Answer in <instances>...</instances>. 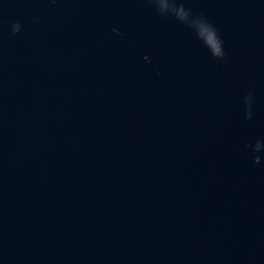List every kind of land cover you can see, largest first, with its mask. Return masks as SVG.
I'll return each mask as SVG.
<instances>
[{
	"label": "water",
	"instance_id": "1",
	"mask_svg": "<svg viewBox=\"0 0 264 264\" xmlns=\"http://www.w3.org/2000/svg\"><path fill=\"white\" fill-rule=\"evenodd\" d=\"M0 264H264V0H0Z\"/></svg>",
	"mask_w": 264,
	"mask_h": 264
},
{
	"label": "clouds",
	"instance_id": "2",
	"mask_svg": "<svg viewBox=\"0 0 264 264\" xmlns=\"http://www.w3.org/2000/svg\"><path fill=\"white\" fill-rule=\"evenodd\" d=\"M14 27H18V26H14Z\"/></svg>",
	"mask_w": 264,
	"mask_h": 264
}]
</instances>
